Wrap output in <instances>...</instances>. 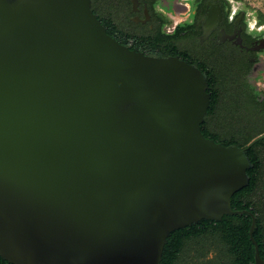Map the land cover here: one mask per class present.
Returning <instances> with one entry per match:
<instances>
[{
  "label": "water",
  "instance_id": "1",
  "mask_svg": "<svg viewBox=\"0 0 264 264\" xmlns=\"http://www.w3.org/2000/svg\"><path fill=\"white\" fill-rule=\"evenodd\" d=\"M207 89L194 64L120 44L91 0H0V257L159 264L170 232L239 213L263 135L206 137Z\"/></svg>",
  "mask_w": 264,
  "mask_h": 264
},
{
  "label": "flooded vegetation",
  "instance_id": "2",
  "mask_svg": "<svg viewBox=\"0 0 264 264\" xmlns=\"http://www.w3.org/2000/svg\"><path fill=\"white\" fill-rule=\"evenodd\" d=\"M189 3L191 11L181 0H91V9L106 32L129 49L145 55L177 56L206 76L211 73L214 83H208L209 105L211 93L216 90L221 104L229 103L234 108L225 124L228 130L217 131L220 140L226 139L225 134L241 131L253 134L247 145L263 135L245 150L250 161L247 184L231 195V209L239 213L223 214L218 220L202 218L179 228L175 241L179 249L171 262L253 264L254 245L249 233L252 259L245 252V237L236 227L241 228L247 220L249 230L253 215L252 235L264 259V31L249 32L241 8L229 22V0ZM175 21L182 22L174 25ZM165 26L172 29L171 34H165ZM206 116L207 112L202 122ZM5 261L0 260V264H11Z\"/></svg>",
  "mask_w": 264,
  "mask_h": 264
},
{
  "label": "trees",
  "instance_id": "3",
  "mask_svg": "<svg viewBox=\"0 0 264 264\" xmlns=\"http://www.w3.org/2000/svg\"><path fill=\"white\" fill-rule=\"evenodd\" d=\"M260 23H264V15L259 19ZM208 83L212 84L214 83V78L211 77V73H208L207 76ZM219 99V94L215 91L211 93V104L209 105L207 109V116L204 122L201 123V131L202 133L209 138L214 139L217 142H221L224 145L228 144H234L237 146H245V144L249 141V139L253 136V134H247L246 132H239L237 135H229L225 134V140H220L219 137V132L218 130H228V125L226 126V122L228 118L231 116V113L233 111V105L229 103H222ZM208 120V121H207ZM226 126V127H225ZM228 127V128H227ZM217 128V129H215ZM233 199V196L231 197V200ZM239 208V207H238ZM235 217H239L237 215H233ZM241 217L243 215H240ZM230 221H228L229 224ZM233 223V222H230ZM235 223V222H234ZM233 223V224H234ZM237 226V225H236ZM236 230L241 231L242 236L245 237L246 240V246L245 252L247 253L248 257L252 259V246L251 242L247 237V232H248V221L243 220V224L241 228L236 227ZM178 229L172 231L169 233V235L166 238V243L164 244L162 255H161V260L159 264H171L174 252H176L179 249V243L176 244V235H177ZM231 232V231H229ZM257 232L259 233L260 230L258 229ZM256 240H259V236L255 237ZM0 260L3 261V259L0 258ZM5 261V260H4ZM7 262V261H5Z\"/></svg>",
  "mask_w": 264,
  "mask_h": 264
},
{
  "label": "clouds",
  "instance_id": "4",
  "mask_svg": "<svg viewBox=\"0 0 264 264\" xmlns=\"http://www.w3.org/2000/svg\"><path fill=\"white\" fill-rule=\"evenodd\" d=\"M181 3H183L185 5L186 8L189 9V11H191V5L189 3V0H181ZM229 4L232 5V9L231 12L228 16V20L229 22H233L234 21V17L236 16L238 10L240 7H242V5H238L237 4V0H229ZM255 7H259V4H255ZM255 12L253 11L252 13H249V15L252 16L251 19H248L247 16L245 17V20L247 22V26H248V31L252 32L253 30L257 31V32H261L264 31V24H259L258 26V21L256 18V15L254 14ZM187 15V14H185ZM182 21H175L174 25L179 24ZM165 28L167 29V27L165 26ZM172 33V29H167L165 34H171ZM259 84V81L257 82Z\"/></svg>",
  "mask_w": 264,
  "mask_h": 264
},
{
  "label": "rangeland",
  "instance_id": "5",
  "mask_svg": "<svg viewBox=\"0 0 264 264\" xmlns=\"http://www.w3.org/2000/svg\"><path fill=\"white\" fill-rule=\"evenodd\" d=\"M257 3L259 4V7L254 6ZM237 4L242 5V7L240 8L245 11L248 19L252 18L249 13H252L254 11V14L256 15L258 21V26L259 24H264L259 22V19L264 15V0H237Z\"/></svg>",
  "mask_w": 264,
  "mask_h": 264
}]
</instances>
